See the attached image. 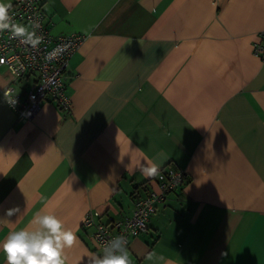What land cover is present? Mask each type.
<instances>
[{
	"label": "crops",
	"instance_id": "obj_1",
	"mask_svg": "<svg viewBox=\"0 0 264 264\" xmlns=\"http://www.w3.org/2000/svg\"><path fill=\"white\" fill-rule=\"evenodd\" d=\"M42 3L53 35L86 39L63 77L70 113L47 97L17 117L3 91L35 75L0 70V235L53 212L77 236L65 264H88L101 253L83 219L131 215L154 162L190 179L126 247L131 264H264V62L251 52L264 0Z\"/></svg>",
	"mask_w": 264,
	"mask_h": 264
},
{
	"label": "built area",
	"instance_id": "obj_2",
	"mask_svg": "<svg viewBox=\"0 0 264 264\" xmlns=\"http://www.w3.org/2000/svg\"><path fill=\"white\" fill-rule=\"evenodd\" d=\"M9 27L0 28V70L5 69L12 81L34 76L32 84L18 91L12 84L7 100L17 117L32 120L41 109V102L50 97L67 112L72 111L71 98L66 94L63 77L71 56L79 50L85 35L71 33L55 36L51 33L43 10L42 0H17L8 10ZM11 23L24 24L40 37L37 44L26 43L20 36L11 35ZM252 54L264 62V30L251 44ZM4 94V91H3ZM190 179L188 171L173 165L160 169L155 177L156 187L137 198L134 209L122 220L105 224L95 219L92 213L82 222L84 229L93 228L91 240L103 254L104 242L116 235L125 237V247L132 239L148 230L151 216L169 195L185 185Z\"/></svg>",
	"mask_w": 264,
	"mask_h": 264
},
{
	"label": "clouds",
	"instance_id": "obj_3",
	"mask_svg": "<svg viewBox=\"0 0 264 264\" xmlns=\"http://www.w3.org/2000/svg\"><path fill=\"white\" fill-rule=\"evenodd\" d=\"M6 17L7 6L0 2V28L9 27ZM10 27L11 35L20 36L26 43L35 45L40 39L24 24L11 23ZM10 91L4 90V95ZM142 171L149 176L155 175L158 165L148 162L142 166ZM11 213L9 210L8 214ZM76 239V233L65 227L55 213L41 209L34 213L29 225L0 235V252L6 257L7 264H65L64 249L73 245ZM88 264H131L125 237L116 235L105 241L103 254L92 253Z\"/></svg>",
	"mask_w": 264,
	"mask_h": 264
}]
</instances>
